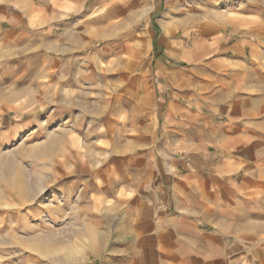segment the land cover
I'll list each match as a JSON object with an SVG mask.
<instances>
[{
    "label": "crops",
    "instance_id": "crops-1",
    "mask_svg": "<svg viewBox=\"0 0 264 264\" xmlns=\"http://www.w3.org/2000/svg\"><path fill=\"white\" fill-rule=\"evenodd\" d=\"M28 49L60 94L76 92L73 80L130 81L128 104L113 93L86 139L130 162L95 198L106 264H264L258 3L0 0V60ZM138 64L152 68L146 108L137 104Z\"/></svg>",
    "mask_w": 264,
    "mask_h": 264
},
{
    "label": "rangeland",
    "instance_id": "rangeland-1",
    "mask_svg": "<svg viewBox=\"0 0 264 264\" xmlns=\"http://www.w3.org/2000/svg\"><path fill=\"white\" fill-rule=\"evenodd\" d=\"M249 2L264 10V0ZM17 59L0 60V264H106L97 239L104 209L95 198L130 162L115 160L111 144L86 139L113 93L128 104L130 81L73 80L76 92L64 95L40 78L29 49ZM135 78L137 104L146 108L152 68L138 64Z\"/></svg>",
    "mask_w": 264,
    "mask_h": 264
},
{
    "label": "bare ground",
    "instance_id": "bare-ground-1",
    "mask_svg": "<svg viewBox=\"0 0 264 264\" xmlns=\"http://www.w3.org/2000/svg\"><path fill=\"white\" fill-rule=\"evenodd\" d=\"M53 142V141H52ZM52 145V144H51ZM18 201V200H17ZM20 201V200H19ZM9 205H11V204H9ZM20 205V204H19Z\"/></svg>",
    "mask_w": 264,
    "mask_h": 264
}]
</instances>
